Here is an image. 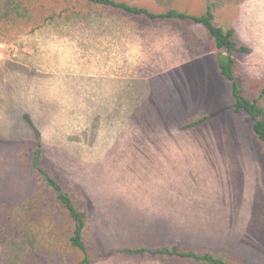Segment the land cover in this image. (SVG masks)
<instances>
[{
  "label": "rangeland",
  "instance_id": "rangeland-1",
  "mask_svg": "<svg viewBox=\"0 0 264 264\" xmlns=\"http://www.w3.org/2000/svg\"><path fill=\"white\" fill-rule=\"evenodd\" d=\"M178 1L204 11L203 0ZM36 12L32 30L0 40V201L17 206L38 189L19 159L38 142L85 204L92 264H186L120 251L157 237L264 264V157L248 115L227 107L205 29ZM217 21L249 47L239 70L264 80V0L228 5ZM186 29L200 38L193 49ZM203 108L207 122L179 128Z\"/></svg>",
  "mask_w": 264,
  "mask_h": 264
},
{
  "label": "trees",
  "instance_id": "trees-1",
  "mask_svg": "<svg viewBox=\"0 0 264 264\" xmlns=\"http://www.w3.org/2000/svg\"><path fill=\"white\" fill-rule=\"evenodd\" d=\"M152 2L156 9L152 8ZM204 11L195 13L182 7L178 0H0V40L9 41L32 30L37 8L51 10L45 21L64 13L84 15L104 11L121 17L146 22L167 21L189 27H202L207 44L212 47L216 72L227 83V107L234 113L244 112L252 121L251 129L264 157V80H252L238 68L237 55L249 52V47L235 37L230 27L217 21V13L228 5L247 0H203ZM65 3L60 11L55 7ZM189 48L199 37L186 29ZM213 111V110H212ZM209 108L182 119L183 131L207 122ZM19 159L26 168L36 170L38 189L21 204L14 206L0 201V264H92L85 204L67 190L43 161V149L36 142L22 148ZM144 239L120 251L136 256L155 255L176 258L186 264H253L239 259L225 249L202 248L172 241L162 243L158 237Z\"/></svg>",
  "mask_w": 264,
  "mask_h": 264
}]
</instances>
